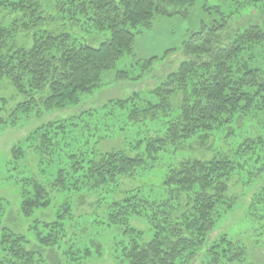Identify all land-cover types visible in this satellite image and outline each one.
I'll use <instances>...</instances> for the list:
<instances>
[{
  "label": "trees",
  "instance_id": "16d2710c",
  "mask_svg": "<svg viewBox=\"0 0 264 264\" xmlns=\"http://www.w3.org/2000/svg\"><path fill=\"white\" fill-rule=\"evenodd\" d=\"M198 1L60 0L55 8L70 15L72 25L88 33H108L110 38L94 48L72 43V34L36 31L28 48L18 44L15 35L35 31L45 19L43 5L50 0H0V78L8 79L23 97L7 119L2 118L0 108V125L18 126L21 115L29 118L38 101L47 111L77 105L81 96L100 88L105 72L132 53L137 35L151 29L158 16L185 14L182 11ZM11 17L7 26L5 22ZM228 30V19L222 16L210 24L204 22L192 33L183 46L188 59L150 93L154 101L135 94L112 104L120 112L128 110L133 124L169 117L158 135L145 140L146 155L141 152L142 141L103 154L76 150L73 142L77 136L84 131L102 132L116 117L113 109L96 120L92 112H86L34 131L27 139V148L38 155L41 166L51 168V174L47 183L33 176L22 179L21 215L30 219L36 212L51 208L54 192L93 194L99 197V204H107L108 226L119 227L127 236L113 264H196L201 254L208 264H246L243 245L227 235L212 243L210 237L233 209L234 201L228 194L236 171L256 156L258 163L262 159L264 137L256 130L246 132L233 155L218 152L210 160L170 166L163 182L164 200H150L139 189L121 192L123 179L153 170L158 155L170 148L183 151L196 142L212 151L209 144L222 133L227 138L236 135L234 126L242 125L245 119L257 126L264 122V32L251 27L236 32L225 44ZM155 60L145 61L144 67L151 69ZM123 74L119 78L126 79L128 75ZM178 95L182 105L175 113L173 100ZM39 96H44L43 100H38ZM3 102L8 104L6 99ZM13 158L22 161L27 153L15 149ZM241 159L245 162L237 163ZM257 171L264 172V164ZM41 172L46 174L45 169ZM120 192L123 198L117 201L114 196ZM263 205L264 188L255 195L251 208ZM74 219L72 202L64 199L54 221L35 220L29 226L33 239L4 228L0 264H85L92 255L90 248L81 252L74 246L64 247ZM135 219L148 224L149 238L133 226Z\"/></svg>",
  "mask_w": 264,
  "mask_h": 264
},
{
  "label": "rangeland",
  "instance_id": "374dc122",
  "mask_svg": "<svg viewBox=\"0 0 264 264\" xmlns=\"http://www.w3.org/2000/svg\"><path fill=\"white\" fill-rule=\"evenodd\" d=\"M58 1L60 0H50V3L43 5L42 17L45 19L38 24L35 31L15 35L18 44L32 47L36 31L72 34V43L88 44L94 48L100 47L110 38L108 33L96 34L90 30L88 33L72 25L70 15L56 10L55 5ZM182 12L185 14L158 16L151 29L137 35L132 53L118 60L112 69L105 72L101 78L100 88L90 95L81 96L77 105L69 104L47 111L45 104L38 101L29 118L21 115L18 126L5 128L0 125V238L3 229L7 228L33 239L29 226L35 220L54 221L62 201L68 199L72 202L75 219L68 227L69 237L64 247L74 246L81 252L90 248L92 255L85 260V264L116 262L115 256L118 255L119 245L123 241L127 242V236L119 227L108 226L105 222L107 204H99V197L96 195L83 193L77 196L54 192L51 208L36 212L30 219L21 215L22 179L33 176L47 183L51 174V168L41 166L38 155L27 148V139L34 131L50 123L67 121L86 112H92L96 120L113 109L116 117L109 126L102 128V132L84 131L77 136L76 142H73L76 150L103 154L114 150L121 151L126 146L128 148L131 143L142 141L141 152L146 155L145 140L158 135L169 117L148 119L133 124L128 120V110L125 113L120 112L117 110L118 107H112V104L130 99L135 94H141L143 99L154 101L150 93L164 84L171 74L179 70L181 63L188 59L183 49L184 42L192 33L198 32L204 22L210 24L222 16L228 19L229 30L224 34L225 44L236 32L251 27L264 32V0H199L194 7ZM12 19L13 17L6 20L7 26ZM154 57H156L154 66L151 69L144 67L145 61ZM259 61L263 62L262 59ZM123 73L128 75L126 79L119 78L124 75ZM43 97L39 96L38 100H43ZM3 99L7 100V105ZM22 101L23 97L17 95L10 81L0 78L2 118L7 119ZM181 105L182 96L178 95L173 100L175 113L180 110ZM94 125V123L91 125L92 129ZM251 128L264 137V122L257 126V123L245 119L242 125L234 126L236 135L227 138L226 133H222L209 144L212 145V151L196 142L188 144L183 151L174 152L170 148L168 152L158 155L153 170L141 173L133 179H123L121 192L139 189L140 193L150 200H164L166 191L163 182L170 166L189 160H210L218 152L229 151L233 155L235 145L242 141ZM65 144L66 142L62 143L64 148ZM15 149H24L27 158L16 162L13 158ZM261 156L260 163L257 162L259 156H256L254 160L246 161L244 168L236 171L230 181L228 194V198L234 201L233 209L218 222L217 229L210 237L212 243L219 237L227 235L232 241L243 245L247 250L246 264H264V205L258 206L257 210L251 208L255 195L264 188V172L257 171V168L264 164V153ZM244 162L245 159L237 161ZM42 169L46 170L45 175L41 172ZM256 174L258 175L255 176ZM121 192L114 196V199L121 200L123 198ZM132 224L138 230L144 231L147 238L151 236L149 226L144 220L135 219ZM59 256L61 257V254ZM196 264H208V260L201 254Z\"/></svg>",
  "mask_w": 264,
  "mask_h": 264
}]
</instances>
